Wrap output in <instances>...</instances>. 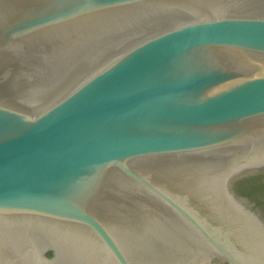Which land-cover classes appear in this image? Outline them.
<instances>
[{
	"label": "water",
	"instance_id": "water-1",
	"mask_svg": "<svg viewBox=\"0 0 264 264\" xmlns=\"http://www.w3.org/2000/svg\"><path fill=\"white\" fill-rule=\"evenodd\" d=\"M262 170L264 0H0V264H264Z\"/></svg>",
	"mask_w": 264,
	"mask_h": 264
},
{
	"label": "trees",
	"instance_id": "trees-1",
	"mask_svg": "<svg viewBox=\"0 0 264 264\" xmlns=\"http://www.w3.org/2000/svg\"><path fill=\"white\" fill-rule=\"evenodd\" d=\"M232 189L238 191L242 195H256L264 192V184L260 182V178L250 175L242 179L235 180L232 183Z\"/></svg>",
	"mask_w": 264,
	"mask_h": 264
},
{
	"label": "flooded vegetation",
	"instance_id": "flooded-vegetation-1",
	"mask_svg": "<svg viewBox=\"0 0 264 264\" xmlns=\"http://www.w3.org/2000/svg\"><path fill=\"white\" fill-rule=\"evenodd\" d=\"M262 172H264V170L260 171L258 174H260V173H262ZM258 174H256L255 176H257Z\"/></svg>",
	"mask_w": 264,
	"mask_h": 264
}]
</instances>
